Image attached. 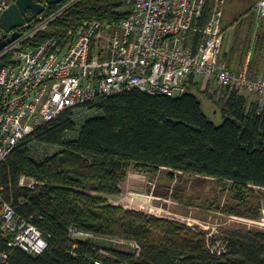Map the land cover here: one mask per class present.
<instances>
[{
	"label": "trees",
	"instance_id": "trees-1",
	"mask_svg": "<svg viewBox=\"0 0 264 264\" xmlns=\"http://www.w3.org/2000/svg\"><path fill=\"white\" fill-rule=\"evenodd\" d=\"M72 1L48 6L43 15L57 14ZM212 4L208 0L199 27L207 23ZM124 6V0H80L27 48L49 40L64 45L85 22L119 23L128 15ZM255 12L261 21L248 65L252 77L264 74V18ZM255 21L254 16L248 21L243 17L238 31ZM237 35L229 46L223 45L221 54V63L233 72L244 69L252 46L251 36L242 40ZM191 36L197 43L200 34ZM188 88L176 98L132 90L96 99L64 112L21 141L0 164V188L18 213L50 240L38 256L12 251L8 264H264V230H231L225 233L224 249L212 252L205 231L111 203L133 170L145 175L167 171L173 181L196 176L226 185L232 205L225 206L224 213L261 219V207L250 203L257 189H264V104L226 88L224 103L218 102L224 122L217 126L192 93L197 85L191 80ZM23 176L41 185L33 191L22 188ZM156 194L172 197L168 190ZM71 229L134 243L138 254L113 250L105 256L90 241L76 247ZM0 250H8L1 235Z\"/></svg>",
	"mask_w": 264,
	"mask_h": 264
},
{
	"label": "built area",
	"instance_id": "built-area-1",
	"mask_svg": "<svg viewBox=\"0 0 264 264\" xmlns=\"http://www.w3.org/2000/svg\"><path fill=\"white\" fill-rule=\"evenodd\" d=\"M15 1L0 0V27L2 15ZM78 1L66 4L57 14H42L9 33L2 29L0 40L14 34L18 38L0 51V63L5 62L0 67V164L21 141L64 112L132 90L176 98L188 92L191 80L194 84L201 80L255 97L264 104V77H252L245 68L233 72L221 63L228 0H212L203 27L199 22L208 0H124L128 15L119 23L86 22L64 45L49 40L27 48ZM257 11L264 18V0L258 2ZM191 33L200 34L197 43ZM40 185L27 176L20 180V186L31 191ZM0 235L7 238L8 248L0 250V264H8L14 250L38 256L49 248L50 237L18 213L2 188ZM94 238L70 230L76 247Z\"/></svg>",
	"mask_w": 264,
	"mask_h": 264
},
{
	"label": "rangeland",
	"instance_id": "rangeland-1",
	"mask_svg": "<svg viewBox=\"0 0 264 264\" xmlns=\"http://www.w3.org/2000/svg\"><path fill=\"white\" fill-rule=\"evenodd\" d=\"M257 1L228 0L224 11V29L226 26L228 28L227 31L224 30V46H226V43L229 46L234 42V37L238 32L239 34L237 36L242 40L248 35L251 36L252 46L247 54L245 69H248V65L251 62V57L254 52L253 45H255L256 35L258 33L256 29L261 21L255 12V9H257ZM250 9L251 13L245 14ZM123 10L125 13H128L126 4ZM251 16H254V19L256 18V24L252 26L248 24L249 22H246L242 29L238 31L239 21L243 17L248 21L251 19ZM235 21H238V23H236V26L231 27ZM261 62L262 66H264V55L261 58ZM259 76L264 77V74H260ZM196 85L198 88H192V93L201 101L205 114L217 126L222 125L224 117L218 102L224 103L226 99L225 89L215 83L203 82L201 80ZM250 98L255 100V97ZM132 173H135V170L130 175ZM147 176L138 175L137 177L141 178L137 180L138 183L135 186H132V183L129 187L127 183L122 185L120 195L113 199L111 203L129 210H138L162 218L175 219L190 227L196 228L198 231H205L207 232V236H212L211 239L210 237L207 238L210 239L214 251L222 250L224 238L226 237L225 233L231 230H264V189H257V194L250 203V207L255 208L260 206L262 209L261 219L255 221L238 216H230L222 211L225 206L232 205L230 193L224 184L196 176L184 178L179 176L175 178L176 181H173L167 171H163L158 175L147 174ZM159 189L163 191L168 190L169 195L172 197L169 199L157 197L156 192ZM178 197H182L183 202H180L177 199ZM110 240L96 237L91 239L90 242L98 247L101 250V254L105 256L109 255V251L113 250L128 253H136L138 250L136 246L128 242L117 239Z\"/></svg>",
	"mask_w": 264,
	"mask_h": 264
},
{
	"label": "water",
	"instance_id": "water-1",
	"mask_svg": "<svg viewBox=\"0 0 264 264\" xmlns=\"http://www.w3.org/2000/svg\"><path fill=\"white\" fill-rule=\"evenodd\" d=\"M44 1L45 4L37 3L34 0H16L2 15V29L9 33L17 28L23 27L26 23L32 22L38 16L44 14L48 6L59 5L65 0ZM28 11H31V13L29 14ZM17 38L18 34H14L12 38L0 40V51Z\"/></svg>",
	"mask_w": 264,
	"mask_h": 264
},
{
	"label": "crops",
	"instance_id": "crops-1",
	"mask_svg": "<svg viewBox=\"0 0 264 264\" xmlns=\"http://www.w3.org/2000/svg\"><path fill=\"white\" fill-rule=\"evenodd\" d=\"M137 173V171H135V173H132L131 175H129V177H128V182H127V185H128V187L129 186H131L130 184L132 183L133 185L132 186H135V185H137V180H140L139 178H141V177H137L138 175H140V176H144V177H146L147 175H144V174H136ZM133 175V176H132ZM134 175H137V176H134ZM135 177V179H133ZM148 177V176H147Z\"/></svg>",
	"mask_w": 264,
	"mask_h": 264
},
{
	"label": "flooded vegetation",
	"instance_id": "flooded-vegetation-1",
	"mask_svg": "<svg viewBox=\"0 0 264 264\" xmlns=\"http://www.w3.org/2000/svg\"><path fill=\"white\" fill-rule=\"evenodd\" d=\"M35 1V0H34ZM37 1H41V0H37ZM44 1V0H43ZM28 13L30 14L31 13V11H28Z\"/></svg>",
	"mask_w": 264,
	"mask_h": 264
}]
</instances>
